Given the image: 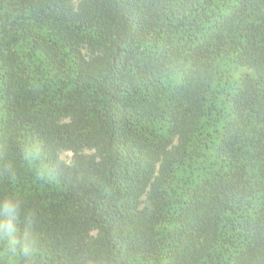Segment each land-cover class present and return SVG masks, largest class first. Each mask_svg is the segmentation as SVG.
<instances>
[{
	"label": "trees",
	"instance_id": "16d2710c",
	"mask_svg": "<svg viewBox=\"0 0 264 264\" xmlns=\"http://www.w3.org/2000/svg\"><path fill=\"white\" fill-rule=\"evenodd\" d=\"M0 264H264V0H0Z\"/></svg>",
	"mask_w": 264,
	"mask_h": 264
},
{
	"label": "rangeland",
	"instance_id": "374dc122",
	"mask_svg": "<svg viewBox=\"0 0 264 264\" xmlns=\"http://www.w3.org/2000/svg\"><path fill=\"white\" fill-rule=\"evenodd\" d=\"M70 155H71L70 153L64 154V155H63V158L66 159V160L68 161L69 158H70Z\"/></svg>",
	"mask_w": 264,
	"mask_h": 264
}]
</instances>
